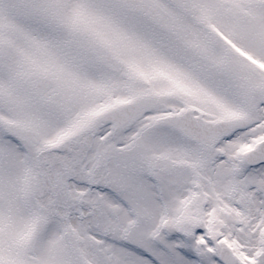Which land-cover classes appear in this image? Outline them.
<instances>
[{
    "label": "snow or ice",
    "instance_id": "6c2138e0",
    "mask_svg": "<svg viewBox=\"0 0 264 264\" xmlns=\"http://www.w3.org/2000/svg\"><path fill=\"white\" fill-rule=\"evenodd\" d=\"M0 264H264V0H0Z\"/></svg>",
    "mask_w": 264,
    "mask_h": 264
}]
</instances>
